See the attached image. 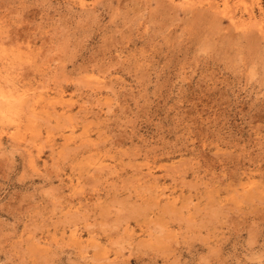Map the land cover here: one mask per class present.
<instances>
[{"label":"rangeland","instance_id":"rangeland-1","mask_svg":"<svg viewBox=\"0 0 264 264\" xmlns=\"http://www.w3.org/2000/svg\"><path fill=\"white\" fill-rule=\"evenodd\" d=\"M0 264H264V0H0Z\"/></svg>","mask_w":264,"mask_h":264},{"label":"bare ground","instance_id":"bare-ground-1","mask_svg":"<svg viewBox=\"0 0 264 264\" xmlns=\"http://www.w3.org/2000/svg\"><path fill=\"white\" fill-rule=\"evenodd\" d=\"M234 19V18H233ZM263 29V28H262ZM263 34V33H262ZM3 134H4V132H3Z\"/></svg>","mask_w":264,"mask_h":264}]
</instances>
